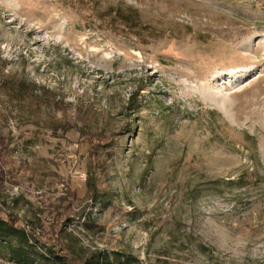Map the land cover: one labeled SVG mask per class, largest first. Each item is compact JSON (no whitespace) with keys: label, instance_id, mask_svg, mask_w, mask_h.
Segmentation results:
<instances>
[{"label":"rangeland","instance_id":"374dc122","mask_svg":"<svg viewBox=\"0 0 264 264\" xmlns=\"http://www.w3.org/2000/svg\"><path fill=\"white\" fill-rule=\"evenodd\" d=\"M0 215L73 264H264V0H0Z\"/></svg>","mask_w":264,"mask_h":264},{"label":"trees","instance_id":"16d2710c","mask_svg":"<svg viewBox=\"0 0 264 264\" xmlns=\"http://www.w3.org/2000/svg\"><path fill=\"white\" fill-rule=\"evenodd\" d=\"M1 88L10 101L41 107L49 102V90L34 82L6 75ZM89 226L92 222L87 221ZM0 257L12 264H73L53 246L43 243L32 231L0 215ZM76 264H134L133 258L119 251L104 249L84 254Z\"/></svg>","mask_w":264,"mask_h":264}]
</instances>
